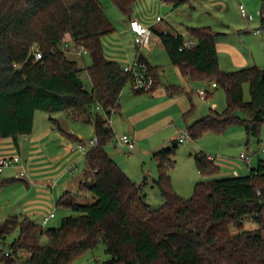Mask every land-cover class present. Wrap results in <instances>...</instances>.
<instances>
[{"label": "trees", "instance_id": "trees-1", "mask_svg": "<svg viewBox=\"0 0 264 264\" xmlns=\"http://www.w3.org/2000/svg\"><path fill=\"white\" fill-rule=\"evenodd\" d=\"M130 16L136 0H113ZM174 7L189 0H165ZM100 0H0V138L29 134L37 111L52 115L65 111L73 118L93 122L98 141L86 152L87 166L77 191H64L56 204L71 209L58 226L47 227L17 213L0 223V255L5 264H70L89 249L104 243L109 257L97 264H264V159L258 158L245 174L199 180L190 197L173 187L170 170L175 166L178 142L153 152L158 168L154 179L163 197L157 206L147 200L143 183L130 177L116 162L106 145L115 131L111 116L130 74L117 60L106 56L102 37L114 30ZM260 29L264 30V0ZM196 41L182 47L185 35L176 30L158 31L171 61L184 75L212 79L225 88L227 105L188 125L196 139L207 130H223L240 121L249 135L259 136L264 122V67L258 64L232 70L219 63L212 25L190 26ZM83 44L91 62L64 49V39ZM42 57L35 59L32 45ZM73 53V52H71ZM158 79L157 65L144 56ZM89 76L87 88L84 76ZM249 83L250 99L244 84ZM169 87V86H168ZM171 87V86H170ZM169 87V88H170ZM211 92L206 91V95ZM195 104L192 102V111ZM200 173L220 169L215 157L205 151L194 154ZM85 190L91 201H80ZM259 226L246 228L245 221ZM17 230L10 242L8 236ZM46 235L48 243L42 244ZM24 253H26L24 255Z\"/></svg>", "mask_w": 264, "mask_h": 264}, {"label": "crops", "instance_id": "crops-1", "mask_svg": "<svg viewBox=\"0 0 264 264\" xmlns=\"http://www.w3.org/2000/svg\"><path fill=\"white\" fill-rule=\"evenodd\" d=\"M145 1L152 4L153 9H156L158 13L165 15L162 20H156V17L161 15L158 13L155 18L151 19L132 12L129 19L120 21L119 29L114 25L111 42L108 37L105 39L106 35H103L102 43L106 56L117 60L121 65L125 66L141 55L151 64L157 65L154 72L158 71L162 74L160 82L157 78L158 83L151 91L134 92V95H130V93L124 94L122 90L119 107L114 111V113L118 112V115L112 113L111 116V124L115 133L130 134L135 140V148L138 142L149 141L151 145L147 152L153 154L154 151L169 146L171 141L180 140L179 135L173 137L171 132L178 134L179 121L182 117L187 120V125H189L204 114L198 112L196 105L192 111L187 112L191 109L193 102L187 93L189 89L165 78V66L169 61L174 63L171 61L158 31L170 29L182 32L185 37L190 36L188 31L190 26L208 25L201 24L204 23L201 21H210L216 17V14L212 13L210 9L216 7L219 0H189L177 7L165 0ZM179 15L184 22L181 23L179 20L171 18L179 19ZM133 18L148 25L152 24L154 28L151 42L142 48L136 43L134 31L130 27V20ZM245 20L244 28H232L222 23L221 27L227 25V29L217 30L220 34L216 38V44L219 63L223 69L232 70L251 64L264 67V34H262L264 30L257 31L256 29L260 25L252 24L253 19L245 18ZM122 37H128L129 43H124L122 39H119ZM175 66L179 70L176 64ZM179 73L187 77L180 70ZM211 87L212 89L217 87L215 81L211 83ZM207 91L210 92V90ZM56 112L59 113L52 115L58 120L60 127L48 115V118H45L46 115L37 111L32 131L29 134L21 135L18 144L12 137L0 138V156L17 153L21 155L19 163L8 166L11 169L6 171L5 167L0 173V204L3 195L9 193L5 200L7 212L6 216H3L4 218L17 213L20 217L27 216L37 223H42L45 214L50 212L55 205L57 209L58 197L66 190L74 191L71 189L75 177L73 170L70 169L71 164H74L78 170L81 169L78 167L81 164L84 169L81 179L84 178L87 166L86 152L89 147L82 149L79 144L88 142L96 135L95 125L93 122L73 118L65 111L62 114L61 111ZM63 114L65 118H63ZM163 129H168V133L171 135L170 141L162 136ZM108 151L111 155L115 154L109 149ZM208 155L213 157L212 154ZM250 163L247 164L250 165ZM220 170L219 173L211 175L200 173L202 177L199 180L239 173L237 168H233L232 172ZM235 170L237 172H234ZM1 206L3 205L1 204Z\"/></svg>", "mask_w": 264, "mask_h": 264}, {"label": "rangeland", "instance_id": "rangeland-1", "mask_svg": "<svg viewBox=\"0 0 264 264\" xmlns=\"http://www.w3.org/2000/svg\"><path fill=\"white\" fill-rule=\"evenodd\" d=\"M100 1L104 6L107 15L110 17L117 29H119L121 20L129 19V16L125 15L113 0ZM240 2L244 3L247 6L249 12L253 14L254 19L251 23L260 25L259 21L261 0H219V4L217 3L216 7H211L210 9L212 13L216 14V17H213V19H211L210 21H201L204 22L201 24L212 25L216 30H225L227 29V25L232 28H244L245 26L243 25L245 24L246 20L240 12ZM186 9L189 8L186 7ZM133 13L139 14L144 17L147 16L152 19L155 18L158 12L156 9H153L152 4L146 2L145 0H136ZM158 14L162 15V13ZM162 16L165 15L163 14ZM179 17V19L175 17L171 18L173 20H179V22L181 23L184 22V20L182 21L181 19V15H179ZM222 23H225L227 25L223 26V28L221 27ZM112 33L113 32L105 34V39H107L108 37L109 42H111ZM262 34H264V31L262 32ZM119 39H122L124 43H129L128 37H122ZM69 54H71V56L75 55L71 52H69ZM90 62L91 57L88 53L84 54V60H79V63L81 65H86ZM167 64L168 65L165 66V78L177 84H182L186 86L187 89H189V91L187 92L188 96L191 97V100L197 106L198 112L207 114L211 111V109L222 110L226 107L227 94L223 86L218 85L215 89H212L211 83L214 80L185 77L179 73V70L177 69L175 64H172L170 61ZM155 73L160 82L162 74L158 71H156ZM178 75L184 78H180ZM84 82L87 88L90 89L91 80L89 79V76L87 74L84 76ZM200 89L210 90L211 93L206 97H202L199 94ZM123 93H130V95H134L130 82H127L125 84ZM244 96L245 99H250L251 95L249 83L244 84ZM62 112L63 111H61L60 113L62 114ZM40 113L49 116V114H47L48 112L46 111H40ZM55 113L59 112H53L52 114L55 115ZM114 115H118V112H115ZM46 116L45 118H48V116ZM63 118H65V115L63 116ZM179 125L180 130L178 134H176L175 132H171V135H173L174 137L176 135L181 136V134H183L185 136V140H177L178 145L175 153L176 164L170 170V174L174 189L183 197H190L193 194L195 183L202 177V175L198 171L194 158V153L199 150H203L207 154H212V156L216 158V162L220 165V171L222 172H232L233 168H237L239 170V173L245 174L248 172L251 165L257 163L258 158L264 159V122L262 124L259 136L247 134L245 125L240 121H234L223 130H207L196 139L192 138L187 131V120L182 117L179 121ZM117 135L119 134L115 133L114 140L107 143V150L109 149L112 153L115 152V154L112 156L121 166V168L128 175H130V177H132L134 180H137L138 182L143 183V189L147 193V200L152 205V207L159 206L163 202V197L161 196L158 187L154 185V178L158 175V168L155 159H153L152 157V154L150 152H147L150 148L151 143L149 141L138 142L136 148L130 150L126 145H116ZM171 135L168 133V129H163L162 136H164L166 140L170 141L169 138H171ZM169 144L172 145L173 141H171ZM242 151H245L252 157V162L250 163V165L247 164V162L241 157L240 153ZM78 167H81V169L78 170V168H76L72 171L75 177L73 178L74 185L71 189L74 191L78 190V182L81 180L83 172L82 170H84L81 164H79ZM8 169L11 168L6 167L5 171ZM216 173H219V170ZM145 176H147V178H145ZM8 194L9 193L3 195L1 203L3 206H1L0 204V222L4 219L3 216H6L5 214L7 212V207L5 205V200ZM79 200L91 201L92 197L89 193L86 194L85 190H82V194L79 196ZM55 212L57 213V215L49 220V222L46 224L47 227L58 226L61 223L62 218L72 211L69 208L58 206ZM258 226L259 225L252 220L245 221L246 228H256ZM17 234L18 231L14 230L8 236V241L10 242L15 236H17ZM41 243H48V238L46 235H43L41 237ZM25 254L26 253H24V255ZM108 257L109 254L105 250V245L101 242L95 248L89 249L87 252L76 258L70 264H97V260L102 261L107 259ZM0 264H5L1 255Z\"/></svg>", "mask_w": 264, "mask_h": 264}, {"label": "built area", "instance_id": "built-area-1", "mask_svg": "<svg viewBox=\"0 0 264 264\" xmlns=\"http://www.w3.org/2000/svg\"><path fill=\"white\" fill-rule=\"evenodd\" d=\"M239 9L241 14L248 20L254 19V16L252 13L249 12L247 6L240 2ZM163 16L158 15L156 17V20H162ZM130 27L134 31L135 34V41L139 45L140 48H142L144 45H148L154 35V28L153 25L145 24L141 22L137 18H133L130 20ZM257 31H260V28L256 29ZM195 39L191 36H188L185 38L183 46H190L195 43ZM63 47L66 50H69L73 53H76L79 56H84L85 53L88 52L87 48L83 44H75L74 41L71 38L64 39L63 41ZM32 52L34 54L35 59H39L42 57V52L39 49V46L35 43L32 45ZM125 71H127L131 76V85L134 90H141V89H149L153 83H154V77L149 72L147 64L143 61H140L139 59H136L134 62L126 64L124 66ZM206 89H200L199 94L202 97H205L206 95ZM185 140V136L181 134L180 141ZM98 141V137L95 135L93 138H91L88 142L80 143L79 147L82 149H86L90 146L96 145ZM116 142L120 145H126L129 149L135 148V140L134 138L128 134V133H122L116 136ZM241 157L247 162H251V156L247 154L245 151L241 152ZM21 161V155L20 154H13V155H2L0 156V173L3 171L5 167L12 166L14 164H17ZM76 166L74 164L70 165V169H75ZM234 172H237L236 170ZM56 205L55 207L44 215L42 223L44 225L47 224V222L55 216L56 212Z\"/></svg>", "mask_w": 264, "mask_h": 264}, {"label": "water", "instance_id": "water-1", "mask_svg": "<svg viewBox=\"0 0 264 264\" xmlns=\"http://www.w3.org/2000/svg\"><path fill=\"white\" fill-rule=\"evenodd\" d=\"M145 178H147V176H145Z\"/></svg>", "mask_w": 264, "mask_h": 264}]
</instances>
